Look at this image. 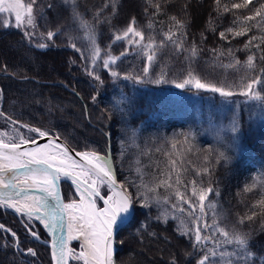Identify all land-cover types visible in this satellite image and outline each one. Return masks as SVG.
I'll use <instances>...</instances> for the list:
<instances>
[{"label":"trees","instance_id":"trees-1","mask_svg":"<svg viewBox=\"0 0 264 264\" xmlns=\"http://www.w3.org/2000/svg\"><path fill=\"white\" fill-rule=\"evenodd\" d=\"M22 2L33 5L31 32L5 27L0 16V128L16 141L37 137L29 128H39L80 152L106 155L110 145L118 181L147 204L116 236L117 264H198L204 252L207 264H264V119L249 99L264 96V0ZM129 26L142 44L124 37ZM106 57L116 58L112 68L103 67ZM145 68L149 78L169 82L127 78ZM192 76L233 85L225 87L233 105L223 110L218 93L176 87ZM237 114L233 134L228 126ZM62 192L77 201L68 184ZM20 219L26 223L0 207V224L19 243L0 230V264H51L49 247ZM33 227L48 241L39 223ZM197 228L201 251L193 247ZM220 229L229 239L251 233L250 241L227 244Z\"/></svg>","mask_w":264,"mask_h":264},{"label":"snow or ice","instance_id":"snow-or-ice-1","mask_svg":"<svg viewBox=\"0 0 264 264\" xmlns=\"http://www.w3.org/2000/svg\"><path fill=\"white\" fill-rule=\"evenodd\" d=\"M234 7L240 8L241 5L236 4ZM32 12V3L25 5L22 0H7V3L6 0H0V14H14L16 28L24 27L25 19L27 24L31 25L33 23ZM257 14L259 15V13ZM8 26L6 21L5 27ZM129 34L133 37L143 38L141 32L132 26L127 28L124 37ZM242 34L236 33V35ZM47 35L51 38L53 33L49 31ZM220 35L223 37L224 33L221 32ZM25 36H30V33L25 32ZM122 38L121 36L116 37L117 40ZM168 39L171 40V36ZM39 47L43 48L45 45L41 44ZM149 47L151 46L149 45ZM192 54L196 55L195 48L192 49ZM252 59L249 56L250 65ZM147 60L151 62L153 55H148ZM115 63L116 58L106 59L103 62V67L108 69ZM111 75L116 77L118 73L112 71ZM127 78L134 79L138 84L169 82L164 79L163 75L156 79L149 78L148 68L144 69L143 76ZM96 79L100 80L98 76ZM186 85H192L198 90L218 93L225 105L233 103L231 99L233 92L225 90V87H233L231 84L216 86L211 82L203 83L200 79L192 76L189 79H184L182 83L176 84V87L184 88ZM247 87L251 88V85H247ZM242 95L247 97L248 93L243 92ZM249 99L259 102L258 106L264 107V96L259 93H253ZM116 103L119 106L120 101ZM236 107L239 108V102ZM0 117H3V113H0ZM228 130L233 134L238 132V114L233 117ZM223 131L224 129L221 128L217 133L220 138H222ZM29 132L37 133L39 138L48 137L47 143L40 144L37 137L33 136H21L18 142L16 140L5 142L0 139V207L12 209L18 215L26 218L25 230L34 239L39 240L40 235L34 230L33 222H38L52 235V255L55 264H68L69 260L83 261V264H114L113 252L116 236L126 221L136 222L139 209L147 207L146 203H141L143 197L138 198L136 193L118 186L110 161L106 157L93 154L90 158L88 153L77 152L76 156L81 158L77 160L70 156V150L66 145L58 144L56 139L49 137L46 131L29 128ZM220 155L223 157L224 153ZM62 177L71 181L75 192L79 195V203L76 201L63 202L59 187ZM102 186L107 188L105 194L101 192ZM138 191L139 189H137ZM205 198V194L199 196L200 201H204ZM98 200L103 202L102 207L97 206ZM73 209H79V215H74ZM248 219L251 220L252 217H248ZM240 222L243 223V219ZM127 226L130 227L131 223H128ZM213 227L215 226L213 225ZM0 230L10 232L16 240V246L19 247L15 231L5 229L2 224H0ZM65 230L66 235L63 234ZM200 231L201 229L197 228L194 236L193 247L197 251H201L200 244L204 239L201 237ZM219 231L225 237V243L232 244L234 241L242 248L249 243L251 238V233H233L232 238L229 239V232L223 229ZM57 233H61V235L57 237ZM72 240L82 241L79 252L69 247ZM27 253L32 256L36 255L31 248L27 249ZM211 255L215 256V252H212ZM209 258V253L204 252L203 258L198 260V264H207Z\"/></svg>","mask_w":264,"mask_h":264},{"label":"water","instance_id":"water-1","mask_svg":"<svg viewBox=\"0 0 264 264\" xmlns=\"http://www.w3.org/2000/svg\"><path fill=\"white\" fill-rule=\"evenodd\" d=\"M65 88L66 89H69L67 86H65ZM74 93H75V91H73ZM0 110H1V103H0ZM49 137H52V138H54V139H56V142L58 143V144H62V145H66L67 146V148L70 150L69 151V154H70V156L72 157V158H74V159H77V160H80L81 158L80 157H78V156H76V153L77 152H80V151H78L76 148H75V146L71 143V142H69V141H67L66 139H63V138H61V137H59V136H57V135H48ZM37 139H38V142L40 143V144H44V143H47V140H48V137H45V138H39L38 136H37ZM29 146H31V145H29ZM85 153H88V154H94V153H92V152H85ZM96 155H99V156H102V157H106L107 159H108V161H110V166H111V168H112V171H113V173L115 174V176H116V180H117V184H118V186H122L121 185V183L118 181V178H117V174H116V170H115V167H114V164H113V161H112V158H111V150H110V145H108V149H107V153H106V155H102V154H96ZM101 163L103 162V161H100ZM63 183H66V184H68L73 190H74V192H75V189H74V187H73V185L71 184V181L68 179V178H66V177H62L61 178V180L59 181V187H60V191H61V197H62V200H63V202L64 203H70V202H68L67 200H65V198H64V196H63V192H62V184ZM123 187V186H122ZM124 188V187H123ZM101 192H102V194H105L106 192H107V188H106V186H102V188H101ZM75 194H76V196H77V198H78V201H77V203H79V195L75 192ZM97 206L98 207H102L103 206V202L102 201H97ZM9 210H11L17 217H21L20 215H18L17 213H15L12 209H9ZM76 215H79V210H76ZM21 220V219H20ZM131 220H129V221H126L125 222V224L124 225H122V228H124L129 222H130ZM21 222L23 223V221L21 220ZM38 223V222H37ZM24 224V223H23ZM42 228H43V226L42 225H40ZM121 228V229H122ZM44 229V228H43ZM45 230V229H44ZM45 232L47 233V235H48V241H41V239H39V240H37V239H35V240H37V241H39V242H42L43 244H45L46 246H48L49 247V256H50V263L51 264H55V261H54V259H53V255H52V253H53V248H52V241H53V238H52V235L49 233V232H47V230H45ZM64 235H66V230H65V233H63ZM59 235H61V233H57V237H59ZM34 239V238H33ZM117 252H118V246H117V243L115 244V249H114V252H113V257H114V264H117V261H116V256H117ZM68 264H70V261L68 262Z\"/></svg>","mask_w":264,"mask_h":264},{"label":"rangeland","instance_id":"rangeland-1","mask_svg":"<svg viewBox=\"0 0 264 264\" xmlns=\"http://www.w3.org/2000/svg\"><path fill=\"white\" fill-rule=\"evenodd\" d=\"M6 3H7V0H6ZM23 3V2H22ZM25 4V3H24ZM27 5V4H25ZM3 22L5 23L6 21L8 22V24H11L12 26H15V19H14V14H10V13H3V14H0ZM32 19H33V12H32ZM33 24V23H32ZM32 24L31 25H28L27 24V21L25 19V26L22 27L21 29H23L24 31H28V32H31L32 31ZM127 37L130 38V40L136 44V45H140L142 44V38L137 36V37H133L131 34H129ZM98 56V53H95V59L97 58ZM113 57H106V59H112ZM114 64L110 65L109 68H112ZM189 86H192V85H189ZM194 87V86H192ZM253 103L254 105H256V108L258 110L259 108V111L255 112L256 115L258 116V118L260 119H264V109L260 106H258L259 102L257 101H254L253 100ZM233 105V104H231ZM228 105H225L223 104V110H225V108L227 107ZM237 113V108H235V114ZM11 130H7L6 128H0V139H3L4 141L5 140H9L11 138ZM94 153V152H92ZM94 154H97V153H94ZM74 241V242H73ZM70 244H71V248L74 249L76 252H79L81 250V243L82 241L80 240H73ZM76 243L77 245L76 246H73V244ZM217 248V247H216ZM70 261V264H83V261H73V260H69Z\"/></svg>","mask_w":264,"mask_h":264},{"label":"bare ground","instance_id":"bare-ground-1","mask_svg":"<svg viewBox=\"0 0 264 264\" xmlns=\"http://www.w3.org/2000/svg\"><path fill=\"white\" fill-rule=\"evenodd\" d=\"M92 155H93V154H89V157L92 158ZM98 162H100V161H98ZM100 163H101V162H100ZM76 210H79V209H73V210H72L74 215H76ZM72 241H73V240H72ZM72 241H70V243H71ZM73 242H74V241H73ZM73 242H72V243H73ZM70 243H69V247H71V244H70Z\"/></svg>","mask_w":264,"mask_h":264}]
</instances>
